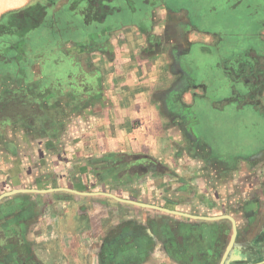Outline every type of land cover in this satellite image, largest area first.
<instances>
[{
  "label": "crops",
  "instance_id": "1",
  "mask_svg": "<svg viewBox=\"0 0 264 264\" xmlns=\"http://www.w3.org/2000/svg\"><path fill=\"white\" fill-rule=\"evenodd\" d=\"M74 2L0 33V264H264V28L205 50L243 3Z\"/></svg>",
  "mask_w": 264,
  "mask_h": 264
},
{
  "label": "rangeland",
  "instance_id": "2",
  "mask_svg": "<svg viewBox=\"0 0 264 264\" xmlns=\"http://www.w3.org/2000/svg\"><path fill=\"white\" fill-rule=\"evenodd\" d=\"M42 2L46 1V0H41ZM75 0H58L57 1V7L53 8L52 5H49L48 3L46 4L45 2L43 4H34L32 6H29L24 12L21 11L19 12L20 14H8L7 17L10 16V18H13V22H11L12 24L17 25L15 27H12L11 24L7 23L5 27L2 28V26H0V33H7V34H24L26 32H28L31 28L35 27L36 24L38 25L40 23V19L43 17V15H45L48 11V14L53 15V14H58L59 11L63 10V7H65L66 5H70L69 3L74 2ZM236 1L243 3L241 6H243V10L242 12L247 15L245 17V23L243 24H238V20L236 21V19H233L235 22L230 23L231 27L230 29L224 34V35H218L215 34L214 38L212 39L213 44H211L209 46V48H205V50H210V49H226V48H239V47H243L247 50H254V48L256 47L255 44V40L254 37L258 34V32H262L261 29L264 28V0H253V2H251L252 0H232V5L233 3H237ZM76 2H74L75 5ZM255 3V4H254ZM253 5V6H252ZM170 6H172L173 8L179 6L178 4H175V2H170ZM180 9V8H178ZM240 10H238L239 12ZM218 15H227V12H221ZM215 15V16H218ZM234 16V15H233ZM10 18H6L8 21L10 20ZM30 18V19H28ZM5 19V20H6ZM6 20V21H7ZM19 21V22H17ZM262 21V22H261ZM254 24H251V23ZM261 22V23H260ZM256 24V25H255ZM0 25H2L0 23ZM208 26L210 28H212L214 30V27L210 24H208ZM245 29V30H244ZM263 33H264V29ZM258 31V32H257ZM213 32V31H211ZM214 33H217L216 31ZM230 33V34H227ZM223 37V38H222ZM227 37L230 42H228V40L226 39ZM264 37V34H263ZM12 40L10 39H5V40H0V49H15L16 45L14 43L11 42ZM262 41H259V45L262 44ZM9 52V50L7 51ZM249 53V51H247ZM251 53H254V51H252ZM215 64H216V68L219 69L220 71H223V65H229V63H233L235 62L236 65H234L233 67H231V72L229 70V76L230 77H240L242 78V75H240L239 72H237L235 70V68L238 67V59L239 56H215ZM241 59H244V57H242ZM246 59L248 60V62H243L242 64H247L248 68V72H243V75H245V77H248L250 79L254 78V69L250 68V66L253 67V64L255 62V56H247ZM258 59V58H257ZM251 60V61H250ZM206 64V58L199 56V66H204ZM242 68H240L241 70ZM235 72V74H234ZM226 73V75H227ZM218 74L222 75V72H218ZM240 75V76H239ZM218 136H219V140L221 139L222 143H226L230 141V135L225 131V128L223 130H219L218 131ZM229 140V141H228ZM231 144V143H230ZM234 146V145H231Z\"/></svg>",
  "mask_w": 264,
  "mask_h": 264
},
{
  "label": "trees",
  "instance_id": "3",
  "mask_svg": "<svg viewBox=\"0 0 264 264\" xmlns=\"http://www.w3.org/2000/svg\"><path fill=\"white\" fill-rule=\"evenodd\" d=\"M24 12V11H23ZM22 13V12H21ZM20 14V13H19ZM18 15V14H17ZM28 19H30V18H28ZM13 21H15V20H13V18H10V20L8 21V23L9 24H11L12 25V27H15L16 25H17V23H16V25H14V24H12L11 22H13ZM17 22H19V21H17Z\"/></svg>",
  "mask_w": 264,
  "mask_h": 264
}]
</instances>
